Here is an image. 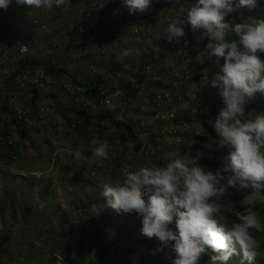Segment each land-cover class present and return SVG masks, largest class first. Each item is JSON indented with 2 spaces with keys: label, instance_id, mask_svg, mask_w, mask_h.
<instances>
[{
  "label": "crops",
  "instance_id": "0c3cea01",
  "mask_svg": "<svg viewBox=\"0 0 264 264\" xmlns=\"http://www.w3.org/2000/svg\"><path fill=\"white\" fill-rule=\"evenodd\" d=\"M25 14L33 19L38 17L42 23L33 31L27 28V35L21 36L23 39L18 37L19 33L14 28L7 35H2L4 29L0 25V138L17 131L21 134V129L25 133V136L21 134V140L15 139L16 145L10 147L15 149L13 158H18L20 167L11 168L0 162V186L15 188L19 193L18 198L35 209L34 218L37 219L38 228L31 221H14L10 216H7L5 228L10 230L11 243H16L23 235L28 237L41 230L40 240L33 242L37 255L25 264H69L67 249L72 250L74 258L79 247L84 249L81 244L86 240H82V243L79 241L82 231L87 233L88 227H91V230L100 229L101 235L109 232L102 221H94L96 215L88 206V203L91 205L102 200V195L97 194L99 187L106 182L114 184L116 175L124 178L128 171L153 165L142 158L144 151L150 149L143 142L147 139L151 142L153 137L162 135L160 130L173 124L171 121L152 124V113L157 105L155 95L165 91L171 83L179 85L177 88L183 92L194 83H199L201 87L203 71L195 66H203L201 56L194 55L196 49L190 47L187 59L179 60L184 67H188L186 80L178 81V71L174 65L179 61L171 66L168 39L153 37L152 34L158 31L160 17L153 24L150 20H133L131 24L143 27V32L140 27L137 35L123 23L118 24L120 27L115 34H109L110 29L106 28L104 21L98 15L92 18L91 14V18L86 20V32L90 35L91 43L79 47L83 36H71L70 29L66 28L67 23L61 24L59 21L63 19L61 15L44 20V15L34 6ZM87 16L90 17L89 14ZM22 46H27L28 51L21 52ZM124 48L134 49L135 55L120 60L119 52ZM23 62L29 63L22 74L10 79L12 73L24 65ZM147 65L150 67L148 74ZM41 72L46 74V81L35 86L30 78ZM24 74L29 79L21 83ZM203 78L206 85V75ZM191 88L194 89L192 92L199 94V100L194 104L187 102L186 108L177 112L182 114L180 118L186 119L184 125L178 126L181 127L179 132L189 140L201 135H193L196 126L186 123H194L196 113L200 115L202 109L207 108L205 97L209 99L210 95L206 94L216 95V91L208 88ZM118 91H124V96L118 95ZM111 97L117 98L118 102L104 104L105 99L110 100ZM190 103L193 108L198 105V110L188 108ZM131 107L136 111L135 118L120 122L125 113L131 114ZM39 108L46 109L41 123L35 116ZM19 109L28 111L23 126H18L12 120ZM220 109L218 105L211 107L214 114ZM167 110H172L171 106ZM81 111L85 113L84 117L78 114ZM105 115L109 116L106 118L114 127V133H90L89 128L96 127ZM79 119H82V123L78 131L73 130V123ZM92 140L109 143L107 160L97 159L93 155ZM132 145H135V152L131 150ZM19 147H23L26 153H22ZM76 151L82 153V160H75ZM61 162L67 164L70 174L57 168ZM20 171H26V176L18 177ZM34 171L42 172L43 177L31 176L30 173ZM101 178L104 179L98 183L96 180ZM20 215L21 211H18ZM28 247L29 243L22 249ZM85 256L89 258L88 253ZM15 262L12 264H17Z\"/></svg>",
  "mask_w": 264,
  "mask_h": 264
},
{
  "label": "clouds",
  "instance_id": "9594fccd",
  "mask_svg": "<svg viewBox=\"0 0 264 264\" xmlns=\"http://www.w3.org/2000/svg\"><path fill=\"white\" fill-rule=\"evenodd\" d=\"M69 2L16 0L18 5L49 10ZM11 3L12 0H0V8L6 10ZM124 3L130 14H136L147 12L151 0H124ZM256 6V0H238V3L198 0L189 8L186 18L181 16L166 28L168 41L176 43L185 36L186 24L191 25L193 32L204 30L199 39L207 38L209 42L200 56L217 57L219 71L211 80V87L220 89L224 107L215 119L214 128L221 146L229 147L230 151L216 173L205 171L194 158L177 157L164 166L153 164L128 171L122 182L102 184L107 206L117 213H137L144 236L156 237L165 246L175 241L173 264H199L208 249L218 253L211 256L210 264H226L232 254L241 252L240 264L245 261L251 264L261 246L251 230L264 232V223L252 207H247L245 213H237L240 222L230 227L217 218L222 208L217 199L230 188L251 189L242 205L264 202V114H257L254 119L245 115L246 104L257 93L264 94V60L259 55L264 53V19H251L250 23H238L234 27L224 22L229 13ZM229 33L238 39H227ZM133 55L134 49L124 48L119 59ZM220 58H224L223 64ZM91 145L97 159L109 158L107 141L92 140ZM74 158L82 160V153L76 151ZM100 211L97 205L91 206L94 215ZM174 218L177 231L169 228ZM91 255L95 256V252Z\"/></svg>",
  "mask_w": 264,
  "mask_h": 264
},
{
  "label": "rangeland",
  "instance_id": "374dc122",
  "mask_svg": "<svg viewBox=\"0 0 264 264\" xmlns=\"http://www.w3.org/2000/svg\"><path fill=\"white\" fill-rule=\"evenodd\" d=\"M91 3V8H97V4L100 3H105V4H109V0H89ZM72 2V7L75 4L77 7V4L80 3V0H70L69 3ZM81 4V3H80ZM123 4V5H122ZM104 5V4H103ZM102 5V6H103ZM71 4L66 5L64 7H53V9L49 10V9H38L40 13H42L44 15V20L46 19H52L53 17H58L57 15H61V18H70L71 14ZM193 6L190 5L189 8ZM126 10L127 14L132 16V14H130L129 9L127 7H125L124 1L120 2V5L118 7L119 13L122 14V10L124 9ZM180 8V7H179ZM65 9V10H64ZM189 10V9H188ZM188 10H181L180 9H176L175 12L173 13V20L175 19L174 15L179 14L178 16H183L186 18L187 16V12ZM58 11V12H57ZM78 11L80 12L81 10L78 9ZM58 13V14H57ZM117 15V14H116ZM154 17H152L153 19ZM71 19V18H70ZM34 21L35 23H42V21L38 18V17H34ZM64 21V20H61ZM152 21V20H150ZM169 20H163L160 24L161 27L159 29H157V33L153 32V37H161L167 40V33H166V28L167 25L169 24ZM62 28V26L60 27ZM1 30V27H0ZM141 31H143V27L141 25ZM184 31H185V36L180 38L179 43L173 42L172 44H170L171 46H173V50H169V60H170V64L171 66L174 65L177 61L181 60L182 58L187 59L186 55L187 53H189V49L191 47L192 50L195 51H200V49H203L202 45L204 40L206 39H199V37L203 34L204 30H199L197 32H193L191 29V25L190 24H186L184 25ZM140 32V29H139ZM157 34H159V36H157ZM170 43V42H169ZM172 48V47H171ZM170 48V49H171ZM203 51V50H202ZM260 57L262 60H264V53H259ZM198 58V57H197ZM217 60L215 58V56H211V57H200V62L202 63V66H198L196 65L195 67H197L198 69H200L201 71H203L202 73V79L201 81H203L202 86L200 87L199 83H194L195 87H197V89L200 88H208L211 89V91H216V95H212V94H206V95H210L209 99L208 96L205 97L206 99V104H207V108L204 110L202 109L200 115H198L196 113L195 116L200 117V118H195V122L193 123H186V124H190V126H196V128H194L193 130V135L194 134H198V135H205L208 139V136L210 137L209 139L211 140H204L203 141V136H200L201 138L199 139H192V140H187L185 135H180L179 134V140L181 142H178V138L176 136H171L168 135V130L173 128V126H175V129L180 130L181 127H178L179 125H177L178 123H173L171 125L170 128H165L160 130L159 128H156L160 131H163V134L161 136L153 137L152 141L150 142V139H147L143 142V144H145L147 147V149L150 147V149L145 150L144 154H142V158L144 161L148 162L149 164H154V165H158V166H164L167 163H169L172 159L177 158V157H184L186 159L192 160L193 158H197V163L199 161H204V159H208L210 161H219V159H223L226 155L227 152L225 151H218V155H215L213 153H211V149L213 145H219V140L220 138L218 137L217 133L215 130H213L212 127L210 126H205L204 122H206V119H210L211 122H215V119L218 115L214 114L215 112L211 111V107L213 105H218L219 108H223L224 107V103H223V97L220 95V89L219 88H213L211 87V80L214 78V75L219 71V68L217 66H212V67H208V65L213 64V61ZM188 63V61H187ZM182 66L183 64L179 63L174 65V68L177 71H181L182 70ZM192 68V65H189ZM194 67V66H193ZM204 68V69H203ZM206 75L208 81L205 82L207 83L206 85L204 84V78L203 76ZM210 83V84H209ZM169 88H167L165 91L166 94L169 95L170 97V103H171V108L173 110V112L175 113V115L179 116L182 114L177 113L178 110L180 109H185L187 106V102H191L194 104L193 101L186 99L185 96V92L181 91L179 88H177V86L174 84L172 85L169 84ZM209 85V86H208ZM191 86V85H190ZM191 86V87H193ZM191 87H187L188 91H193L194 89ZM183 98V99H182ZM185 99V100H184ZM221 99V100H219ZM110 102L112 103H116L118 102V99L115 97H111L110 98ZM189 104L188 108L191 109V107L193 108V104ZM177 104V105H176ZM196 104V103H195ZM203 107V106H202ZM247 108V114L246 116H248L247 118L249 119H254L255 116L257 114H264V94L261 93H257L255 98L250 100L246 106ZM205 108V107H203ZM130 112H131V117L135 118V109L134 108H129ZM147 109V107H146ZM195 111L198 110V105L193 108ZM207 115V116H206ZM204 116H206V118H204ZM193 118V117H192ZM191 118V119H192ZM152 119V124L156 123L157 124V120H155L153 117H151ZM180 125H184V124H180ZM169 126V125H167ZM185 132V131H184ZM155 136V135H154ZM199 137V136H198ZM21 140L22 139V135L18 133L13 132V134H10L9 136H5V138H0V146H2L1 144H3L1 151L3 152V154L1 155L2 157V162L5 166H10L11 168H17L20 167L21 163L18 160V158H13V155H15L13 152V150H15L14 148H10L15 144V141ZM11 140L12 143L8 144L7 141ZM213 140V141H212ZM150 143V144H149ZM142 144V146H143ZM188 147L185 148L186 150H182V147ZM25 146V145H22ZM27 147V145H26ZM20 148V147H19ZM229 148V147H228ZM22 149V153H26L25 149L22 147L20 148ZM131 150L133 152H135V145L131 146ZM201 153V155L199 156L198 154ZM206 154V155H205ZM222 155V156H221ZM156 157L158 159H156ZM217 159V160H216ZM141 162V160H139ZM144 161H142V163L144 164ZM217 169L219 168H209V169H205V171H211L213 174L216 173ZM26 171H20L19 173H17L18 177H24L22 175V173H25ZM31 175V174H30ZM98 176V174H97ZM112 177H114L113 175H111ZM111 177V178H112ZM104 178H101L100 180H96L98 183H101V181ZM123 177L116 175L113 179V183H118V182H122ZM99 187V186H98ZM99 189H103V187H99ZM251 191V189H244L241 191H238V189H228L227 192L221 196L219 199H217L220 203H222V205L224 207H228L233 206L235 204V201H242L246 195L249 194V192ZM79 192H81V190H79ZM105 203H102L103 201L100 199L99 202H96L95 205H97V207L101 210L99 216L101 215L102 218H100V220L102 221L103 225L105 227H107V230H109L108 233L104 232V238L105 241L110 242L114 239L113 236L116 235V233L114 232L115 230L113 229H117L116 227L119 226V224H123L125 226L131 227V225L133 227H137V226H142V220L141 217L135 213V212H131V213H117L115 210H113L111 207L107 206V197L104 200ZM261 202H257L255 205H251V207L257 212V214L261 217V222L264 223V203L260 204ZM91 210V207H89ZM261 209V211L259 210ZM105 210H109L111 211V214L109 213H105ZM104 211V212H103ZM231 213L233 215V218H239L236 214L240 213L234 209H231ZM107 217H105V216ZM115 215H117L118 217V221L116 220L117 218H115ZM98 217L97 215L95 216V218ZM221 223L225 224L226 226L230 227L233 223L236 222H228L225 217L223 215H218L217 217ZM94 229L91 230V227H88V232L86 233L85 231L83 232V235L80 233L79 234V241L82 243V240H86V242L84 244H81L84 246V249H82V251H84V253H88V257L89 258H94L97 257V245H98V240L94 234ZM174 231H177L176 228H174ZM79 233V232H78ZM263 238H264V232H261ZM141 238V242L138 241V236H136V238H131V237H126L124 239V244L125 248L124 251H118L116 250V252H111L114 253L115 255H113V258H110L108 255H106L105 259L106 262L112 260L113 264H147L146 261L144 260V256L146 254L149 253V251L146 249L147 248V243L146 241H149L152 238H148L146 236H144L142 233L139 235ZM119 237H121V235H119ZM78 238V236H77ZM84 238V239H83ZM136 240V241H135ZM138 242H140L138 244ZM161 241L158 239V241L156 242H152V244H160ZM175 241H169L167 243V245H171L169 248L168 253H166L165 255H163L162 257V264H173L174 260L176 259V253L175 252H170V249L173 250ZM114 251V249H113ZM237 251H239V248L237 246ZM95 252V256H92L91 254ZM258 255L255 257V259L251 262V264H264V248L263 249H257ZM242 258V252L240 253V255L237 254H232L229 259L227 260L228 264H240ZM150 259H154V263L155 264H159V260H157V258H153V256H150ZM11 262V261H9ZM200 264V263H199ZM244 264H248L247 261L244 262Z\"/></svg>",
  "mask_w": 264,
  "mask_h": 264
},
{
  "label": "trees",
  "instance_id": "16d2710c",
  "mask_svg": "<svg viewBox=\"0 0 264 264\" xmlns=\"http://www.w3.org/2000/svg\"><path fill=\"white\" fill-rule=\"evenodd\" d=\"M80 1H81L80 2L81 4L78 3L77 7L75 4L72 7V2L69 3V4H71L70 7L72 8V9H70L71 14H72L71 20H70L71 22L68 19L66 20V18L62 19L64 21L59 20L61 24L67 23L66 28L70 29V35L71 36H73L74 34H81L83 36L79 47H85L86 45L91 43V41L89 40L90 35L88 32H86V27L88 24L86 20L91 18V14H92V18L95 15H98L100 17V20L105 22V23L103 22V24H106V28L110 29L109 34H111V33L115 34V31L118 29V27H120V25H118V24L123 23L124 25H127L130 32L134 33V35H137V33H139V29L141 26L138 27L135 23L131 24L133 22V20H139V19H141V20H152L151 24H153V22H155L160 17V21L158 22V24L161 23L163 20H167V19L169 20V22H173L176 19L180 18V16H178L179 14H176V15H174L175 19L174 20L172 19L173 13L175 12L176 9L181 8V10H188L190 5H195L198 2V0H179V2H177V0H151V4H150V7H149L147 12H144V13L137 12L136 14H132V16H130L127 14L125 8L121 9L122 14L119 13L118 7L120 5V2L124 1V0H109L110 1L109 4L99 2L97 4V8L96 7L91 8V3H89L90 2L89 0H80ZM234 3H238V0H234ZM256 5H257L256 8L252 9V10H249L248 8L245 7V8L238 9L232 13H229L225 17L224 22L228 23L234 27L235 24H238V23H250L251 19H257V20L264 19V0H256ZM29 8H31V7L22 6L20 8L19 5L16 3V0H12V3L10 4V6L6 10L3 8H0V25L1 26L3 25V29H4V32L2 33V35H7L9 33V30L11 28H14L17 30V33H19L18 37L20 39H23L27 35L26 34L27 28H28V30L30 29L31 31L36 29V27L39 25V23H35L34 19L30 15L25 14V12ZM78 9H80L81 11L79 12ZM88 14L90 17L87 16ZM152 17H154V18L152 19ZM21 24H23V25H21ZM159 25L160 26L157 27V29H159L161 27V24H159ZM93 29H95V28H93ZM21 36H24V37L22 38ZM227 39L234 40V39H238V37H236L234 33H229ZM208 42L209 41L206 38L203 42V45H202L203 49H200V51L199 50L194 51L193 52V53H195L194 55L200 56V53L202 52V50H204L206 48ZM172 43L173 42L169 43V50L171 47H172L171 50H173V46L170 45ZM215 58L217 59V57H215ZM23 63H24L23 66H20L17 71L12 73V75L10 76V79L16 78L17 76H19V74H22L24 68H26V65L29 62L28 63L23 62ZM220 63L221 64L224 63V58H220ZM215 64H216V60L213 61V64L208 65V67L209 66L210 67L217 66V64L216 65ZM183 68H184V66L182 67V69ZM147 74H148V72H147ZM186 76H187L186 72L183 73V76L181 78L177 76L179 79L178 81L186 80ZM7 80H9V79H7ZM176 86L178 87L179 85H176ZM184 92L185 93L188 92L187 88L184 90ZM124 94L125 93L123 91V95H121V96H124ZM165 94H166V92L158 93L155 95L156 104L160 101L158 99V95H161L164 103H168L169 106L171 105L170 97L168 99L167 97H165ZM186 99L194 101L188 97H186ZM155 112L156 111H154L153 113H155ZM78 114L82 117L85 116V113L82 111L78 112ZM246 114H247V108L245 107V115ZM206 116H204V118H206ZM106 117H109V116L105 115V118ZM208 118L206 119V122H204L205 126L208 125V126L212 127L213 130H215V128L212 125L213 122H211L210 119H208ZM24 119H25V117H24ZM12 120L18 126H23L24 120L19 122V120L15 117V114H14V117L12 118ZM84 120L86 121L87 117ZM101 120H102V118L99 121H101ZM185 121H186L185 118H179L178 117V118H176L175 123H178L177 125H180V124H183V122H185ZM19 132L23 136H25V133L22 129ZM177 134H178V136H179V134L181 135L179 130H177ZM201 136H203V141L207 140L206 139L207 137L205 135L202 134ZM198 138H201V137L199 136ZM208 138H210V137L208 136ZM187 140H189V139H187ZM209 140H211V139H209ZM180 147H182V146H180ZM185 148H188V147H182V150H186ZM1 149H2V147H0V150ZM213 154L218 155V152H214ZM198 155L200 156L201 153H199ZM2 158H4V157H2L0 155V162H2ZM195 159L197 160V158H195ZM221 160H223V159H219V161L218 160L217 161H210L208 159H204V161H199L197 164H198V166L203 167L204 169H209V168L215 169V168L221 167V165H222ZM57 168H60L66 174H70V170L68 169L67 164L64 162L59 163V165H57ZM0 184H1V182H0ZM97 191H98L97 194L102 195V192H103L102 190L98 189ZM238 191H241V190H238ZM18 197H19V193L15 188L14 189H11V188L8 189L5 187L2 188L0 186V264H8L9 261H11V264L14 263V261H16L15 263H17V264H25L26 262H28L30 260V258H33L34 256L37 255V253H35L37 251H35V249H34L33 242H34V240L35 241L40 240L41 230H38L36 233H33L31 236H28V237H27V235H23L22 237H20L18 239V241L16 243H11L12 237L10 235V230L5 228V223L7 222V216H10V218L14 221H25V222L31 221V222H33V224L35 223L33 226H36V227L38 226L37 219L34 218L35 214H36L35 209L32 206L28 205L26 202H23ZM105 199H106V197H104L102 195V201ZM213 199H217V198H213ZM95 203H96V201L94 203H91V205H89V203H88V206L91 207ZM217 203L222 205V203H220L218 200H217ZM263 203L264 202H261L260 204H263ZM247 207H251V206L242 205L241 201H235V204L233 206L229 205L228 207H224L222 205V208H221L219 215H223L228 222H232V223L236 222L237 223V222H240L239 218H235V219L233 218V215L231 213V209H234L240 213H245ZM259 210L261 211V209H259ZM18 211H21V215H20L21 217L18 216ZM105 213L111 214V211L105 210ZM97 216L98 217H96L94 219V221L96 223L100 222L101 221L100 218H102L101 215L100 216L97 215ZM105 217H107V216H105ZM117 217L118 216L115 215V218H117ZM175 219L176 218H174L173 222L169 225V228L173 231H174V228H176ZM116 220L118 221L119 219L117 218ZM1 226H3L4 228ZM141 228H142V226H140V225L137 227H133L132 225H131V227H128V226H125L124 223L119 224L118 228L114 231L116 233V235L113 236L114 239L110 242L105 241L104 235H101V230L96 228L93 231L98 242H99L97 245V252H98L96 255L97 257H95L96 261L94 258H88L87 259L84 251H82V247H79L75 258L73 257V255L71 253L72 250L67 249L68 250L67 254L69 257V264H113L112 260L106 262V259H105L106 255H108L110 258H113V255H115L114 253L116 252V250L124 251L125 245H123V244H124V239L126 237L136 238V236H138L137 240L141 242V239H140L141 237L139 236L142 233ZM251 231L253 232V235L260 241L261 246L258 249H263L264 248V238H263L261 232H256V230H254V229ZM119 235H121V237H119ZM65 236L66 235H64L63 237L65 238ZM25 239H26V241H25ZM156 241H158V238H156V237H154L153 239H150L149 241H146V243H147L146 249L149 251V253L144 256V260L146 261L147 264H155L154 259H150V256H153V258L156 257L157 260H159V264H162L161 263V261L163 260L162 257H163V255L168 253L169 248L171 246V245L165 246L162 242L160 244H157V245L152 244V242H156ZM140 242H138V244ZM28 243H29V247L26 250H23L22 246H24L25 244H28ZM113 249H114V251H113ZM111 252H114V253H111ZM170 252H174V251L170 249ZM212 255H218V253H215L211 249H208L200 257L199 263L200 264H210V259H211ZM226 264H228V262H226Z\"/></svg>",
  "mask_w": 264,
  "mask_h": 264
},
{
  "label": "built area",
  "instance_id": "2783aa9c",
  "mask_svg": "<svg viewBox=\"0 0 264 264\" xmlns=\"http://www.w3.org/2000/svg\"><path fill=\"white\" fill-rule=\"evenodd\" d=\"M28 51V47L27 46H22L21 47V52H27ZM146 70L147 72H149L150 70V67L149 65L146 66ZM188 73V68L187 67H184L182 69V71H179L177 74L178 77H182L183 76V73ZM33 79L30 78L31 82L37 86V85H42L44 81H46V74L44 72H41L39 73L38 75L32 77ZM29 78L27 77V74H24L22 75L21 77V83H23L24 81H27ZM118 95H123V91H118L117 92ZM185 96L196 101L199 96L196 92H192V91H188L187 93H185ZM165 97H167L169 99V96L167 94H165ZM158 99L160 100L157 105H156V109H155V113L152 114V117L157 120V121H161V122H165V121H171L172 123H175V120L176 118H178L175 113L173 111H168V106L169 104L168 103H164L163 101V98L161 95H158ZM104 104L106 105H109L110 104V100L109 99H105L104 101ZM45 112H46V109L45 108H39L36 113H35V116L36 118L38 119L39 123H41L40 121H42L44 119V116H45ZM28 113V111L26 109H19L16 113H15V117L19 120V122L23 121L24 120V117L26 116V114ZM124 117H121L120 119V122H127V121H130L132 120V117L129 113H125L123 115ZM152 121V119H151ZM82 123V119H79V120H76L74 123H73V130H76L78 131V126H80ZM213 127H214V124L212 123ZM158 130V129H156ZM89 131L90 133H93V134H98L99 131H104L106 134L108 135H112L114 133V127L111 126L110 124V121L108 118H102L101 121H99L97 123V126L96 127H91L89 128ZM161 134H163V131H159ZM168 135H171V136H176L178 137V134H177V130L175 129V126H173V128L169 129L168 130ZM209 140V138L207 139ZM8 144H11L12 141L9 140L7 141ZM178 142H180L179 138H178ZM225 151V152H228L229 153V149L228 147L226 146H221V144L219 145H213L212 146V149H211V152L214 153V152H218V151ZM3 152L0 150V155H2ZM31 176H34V177H38V178H42L43 177V173L42 172H38V171H34V172H31L30 173ZM23 176H26L25 173H22Z\"/></svg>",
  "mask_w": 264,
  "mask_h": 264
}]
</instances>
